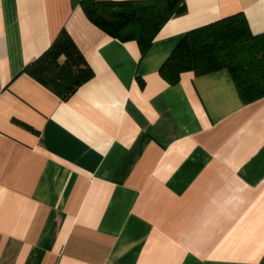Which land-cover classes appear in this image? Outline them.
<instances>
[{
    "label": "crops",
    "instance_id": "crops-1",
    "mask_svg": "<svg viewBox=\"0 0 264 264\" xmlns=\"http://www.w3.org/2000/svg\"><path fill=\"white\" fill-rule=\"evenodd\" d=\"M184 4L142 54L80 0H0V264H264V98L161 73L195 28L264 34V0ZM62 30L91 71L66 100L24 71Z\"/></svg>",
    "mask_w": 264,
    "mask_h": 264
},
{
    "label": "trees",
    "instance_id": "trees-1",
    "mask_svg": "<svg viewBox=\"0 0 264 264\" xmlns=\"http://www.w3.org/2000/svg\"><path fill=\"white\" fill-rule=\"evenodd\" d=\"M80 5L92 24L121 42L135 41L142 54L163 24L185 8L184 0H80ZM221 69L230 72L244 104L264 98V34L253 35L242 14L187 32L161 73L176 83L183 71L201 75ZM24 71L63 100L91 77L83 55L64 30Z\"/></svg>",
    "mask_w": 264,
    "mask_h": 264
}]
</instances>
